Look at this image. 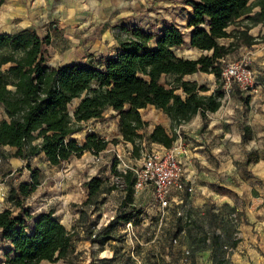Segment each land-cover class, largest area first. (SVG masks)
<instances>
[{"label": "trees", "instance_id": "1", "mask_svg": "<svg viewBox=\"0 0 264 264\" xmlns=\"http://www.w3.org/2000/svg\"><path fill=\"white\" fill-rule=\"evenodd\" d=\"M5 0H0V7ZM193 8L188 27L194 28L191 47L205 55L198 59L177 57L176 48L185 44L183 33L176 27H165L152 36L140 30H127L128 38L120 41L119 52L106 59L101 67L74 64L59 69L45 66L46 47L50 37L41 38L34 30L12 35L0 34V147L17 150L16 158L43 154L52 166H60L84 153L100 154L111 142L88 134L80 143L74 136L82 125L102 119L112 109L119 131L126 143L136 146L141 131L148 127L140 110L154 107L167 115L173 127H180L201 114L217 112L225 94L218 88L211 96L205 86L186 82L184 77L196 73L222 74L226 60L241 46L252 47L264 41L249 34L264 25V0H186ZM255 8L259 10L253 12ZM252 14V15H251ZM221 40H231L228 45ZM4 70V67H7ZM168 79L166 84L162 79ZM249 100V99H247ZM249 128L245 139L249 140ZM151 143L171 149L176 134L159 125L149 136ZM37 142V143H36ZM2 155L0 153V159ZM249 156L247 162L253 161ZM125 185L126 196L118 214L95 238L104 247L116 238L113 232L120 224L138 226L143 210L133 202L134 173L117 175ZM40 185L34 170L31 184L21 183L11 189L8 202L16 209L0 213V236L9 250L6 264H42L67 259L74 251V234L46 212L32 216L26 200ZM104 182L93 177L87 184L84 206L95 205L102 195ZM112 259H115L112 258ZM214 264H232L221 259Z\"/></svg>", "mask_w": 264, "mask_h": 264}, {"label": "rangeland", "instance_id": "2", "mask_svg": "<svg viewBox=\"0 0 264 264\" xmlns=\"http://www.w3.org/2000/svg\"><path fill=\"white\" fill-rule=\"evenodd\" d=\"M161 10L155 5L143 6L131 21L140 29L154 33L158 24L165 20ZM258 10L255 8L253 12ZM183 13L178 19L180 23L185 22L186 14ZM254 28L258 32L256 38L264 35L263 24ZM121 38L128 37L122 35ZM258 45L251 48L254 55L250 58L246 53L237 51L226 59L228 62L244 60L248 63L254 72L255 82H258L254 94L264 90V41ZM114 47L88 49L79 63L87 67H101L110 55L116 53ZM174 53L177 57L189 59H198L206 54L192 49L189 44L176 48ZM7 68L4 67V70ZM212 78L207 82H215L217 89L224 94L247 93L234 85L223 89L220 80L215 75ZM167 82L168 79H162L163 84ZM249 103V100L244 102ZM111 112L113 110L108 109L102 119L83 124V131L74 137L82 143L84 134L98 127L102 130L106 128L110 134L117 136L112 139L117 143H111L108 150L101 154L84 153L80 158L74 156L60 166H52L43 154L16 158L15 148L0 147V211L12 209L17 214L8 202L10 191L21 183L31 184L32 172L36 170L40 185L26 200L30 214L38 216L53 211L75 236L74 251L67 259L42 264H214L221 259L232 264H264V223H258L253 217V204L246 201L237 202L234 206L202 203L186 193L177 195L178 203L171 202L162 208L152 191H135L133 202L143 210L140 225L122 223L113 232L115 241L104 247L94 243L97 235L118 214L126 196L125 185L116 183L117 175L128 171L135 173L147 154L162 152L151 144L147 129L141 133L143 139L137 141L135 147L124 142L119 120ZM142 114L143 117L150 115L149 111ZM3 116L4 113H0V119ZM253 158L252 162L256 163L258 158L256 155ZM93 177L103 180L104 193L95 205L84 206L83 199L88 194L86 184ZM8 250V244L0 236V264H6ZM252 250L258 256H253L250 253Z\"/></svg>", "mask_w": 264, "mask_h": 264}, {"label": "crops", "instance_id": "3", "mask_svg": "<svg viewBox=\"0 0 264 264\" xmlns=\"http://www.w3.org/2000/svg\"><path fill=\"white\" fill-rule=\"evenodd\" d=\"M147 5L162 8L165 16L154 33L140 29L131 21L134 14ZM181 12L186 14L185 22H182L185 24L178 22L182 18ZM192 14L193 8L186 4V0H5L0 7V34L12 35L29 29L36 31L41 38L50 37L45 66L59 69L80 64V57L88 49L115 46L117 51L110 57L115 56L119 52L122 35L128 37L124 29H137L158 36L165 27L174 26L183 33L185 44L190 45L194 28L187 25ZM249 34L255 38L258 36L256 28L251 29ZM220 42L228 45L231 40ZM255 46L259 45L252 47ZM252 47L241 46L237 51L246 53L250 58L254 55ZM212 77L213 74L196 73L185 76L183 80L205 86L208 91L200 92V95L211 96L218 87L215 82H207L212 81ZM254 92L257 90L240 95L225 94L217 112L208 113L205 119L198 114L180 127H173L171 119L154 107L140 110V113H150L142 116L149 123L145 128L149 130L148 136L159 125L169 134H176L171 149L151 144L158 150L177 152V159L184 169V179L194 189L189 195L202 203L234 206L237 202L246 201L253 204L251 212L255 220L264 223V90L257 94ZM247 99L250 102L248 105L244 104ZM111 113L115 114L114 111ZM246 127L249 128V140L244 138ZM88 134H96L109 142L117 137L100 127ZM88 134H84L82 142ZM250 155H256V163L247 162ZM182 193L170 190L169 204L178 203L177 195ZM61 223L64 225V222ZM250 253L258 256L255 250Z\"/></svg>", "mask_w": 264, "mask_h": 264}, {"label": "built area", "instance_id": "4", "mask_svg": "<svg viewBox=\"0 0 264 264\" xmlns=\"http://www.w3.org/2000/svg\"><path fill=\"white\" fill-rule=\"evenodd\" d=\"M220 83L223 89H229L234 85L243 92L256 91L258 86L253 70L244 60L234 62L222 60ZM134 177L135 191H152L162 208L169 205L170 190L174 189L186 194H192L194 191L193 187L189 186L184 179V169L177 159L175 150L147 154L142 166L135 171ZM115 179L117 184H121L120 177Z\"/></svg>", "mask_w": 264, "mask_h": 264}]
</instances>
